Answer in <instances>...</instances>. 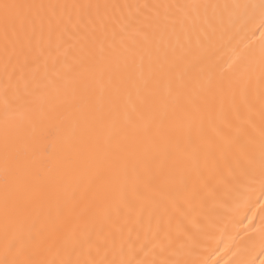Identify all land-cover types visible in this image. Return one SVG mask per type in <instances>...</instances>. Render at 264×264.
Here are the masks:
<instances>
[{
    "label": "bare ground",
    "instance_id": "bare-ground-1",
    "mask_svg": "<svg viewBox=\"0 0 264 264\" xmlns=\"http://www.w3.org/2000/svg\"><path fill=\"white\" fill-rule=\"evenodd\" d=\"M0 264H264V0H0Z\"/></svg>",
    "mask_w": 264,
    "mask_h": 264
},
{
    "label": "snow or ice",
    "instance_id": "snow-or-ice-1",
    "mask_svg": "<svg viewBox=\"0 0 264 264\" xmlns=\"http://www.w3.org/2000/svg\"><path fill=\"white\" fill-rule=\"evenodd\" d=\"M16 6L15 5H9V4H4L3 5V8L5 10V15L7 16L8 15V10L9 9H12V8H15Z\"/></svg>",
    "mask_w": 264,
    "mask_h": 264
}]
</instances>
